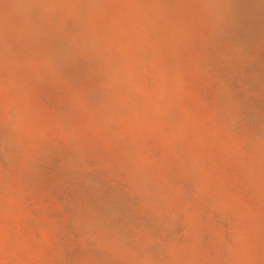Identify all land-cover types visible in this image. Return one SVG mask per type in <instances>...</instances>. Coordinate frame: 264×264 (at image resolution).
Masks as SVG:
<instances>
[{"label": "rangeland", "instance_id": "1", "mask_svg": "<svg viewBox=\"0 0 264 264\" xmlns=\"http://www.w3.org/2000/svg\"><path fill=\"white\" fill-rule=\"evenodd\" d=\"M0 264H264V0H0Z\"/></svg>", "mask_w": 264, "mask_h": 264}]
</instances>
